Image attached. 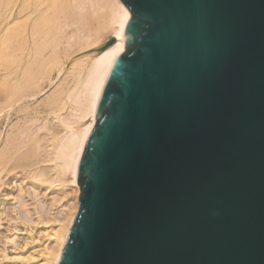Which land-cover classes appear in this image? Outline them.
<instances>
[{
	"label": "water",
	"instance_id": "obj_1",
	"mask_svg": "<svg viewBox=\"0 0 264 264\" xmlns=\"http://www.w3.org/2000/svg\"><path fill=\"white\" fill-rule=\"evenodd\" d=\"M121 1L59 264H264V0Z\"/></svg>",
	"mask_w": 264,
	"mask_h": 264
},
{
	"label": "bare ground",
	"instance_id": "obj_2",
	"mask_svg": "<svg viewBox=\"0 0 264 264\" xmlns=\"http://www.w3.org/2000/svg\"><path fill=\"white\" fill-rule=\"evenodd\" d=\"M132 17L121 0H0V191L14 182L15 177H5L16 170L34 187L59 185L61 193L73 188L71 194L63 191V215H52L41 201L31 210L27 201L13 197L20 209L11 204L12 191L10 198L9 192L0 193V220L11 222L10 227L21 222L27 230L31 211L36 226H52V246L37 258L18 255L23 264H59L62 258L80 208L81 155L97 121L101 89L126 54ZM50 86L54 90L40 99ZM7 198L11 205L2 210ZM16 237L6 236L5 242L15 243ZM1 258L3 264L7 256Z\"/></svg>",
	"mask_w": 264,
	"mask_h": 264
},
{
	"label": "rangeland",
	"instance_id": "obj_3",
	"mask_svg": "<svg viewBox=\"0 0 264 264\" xmlns=\"http://www.w3.org/2000/svg\"><path fill=\"white\" fill-rule=\"evenodd\" d=\"M110 38L111 37L109 36V33H108L107 36H106V39H105V43H107L110 40ZM70 67L71 66L67 67V69H69ZM61 77H63V76H61ZM58 80L59 79H57L56 83L58 82ZM53 90H54L53 86L48 87L47 91H46V94L42 95L40 97V99H42L45 96H47L48 94H50ZM4 175H5V173L2 174V176H4ZM12 177L16 178L14 180V182L11 183L10 186H6L5 187L6 189L2 188L1 191H0V193H2V194H6L7 192L10 193L12 191L11 193L13 195H16V196H13L11 193L9 195V198L12 195V198H11L12 199L11 204L13 202L12 206H14V205L17 206V207L19 205L21 206V203H18L17 201L22 199L24 201H27L28 204L30 205V207L29 206L28 207L31 210H33L35 204L41 201V203H44L46 205V207L50 209V211L52 212V215H56L57 213H60V212H61L60 214L63 215L64 213L67 212L65 210V208H66V200L62 201L63 194H64L63 191L65 193L71 194L72 189H73V188H71L72 186H70L68 188L65 187L64 189H66L67 191L63 189V191L61 193L60 191L62 190L61 189L62 187L59 186V185H54V186H51V187H48V186H44L43 187L42 186L40 188V187H38L39 186V184H38V185H36L37 187L36 186L34 187V185L31 182H28L27 179H24L25 176H24V174L22 173L21 170H16L10 176L5 177V179L8 180V179H10ZM10 180H12V179H10ZM22 187H23V189L25 187L28 190V192L30 190L31 193H33V194H31L30 192H29V195L28 194H21L22 192H21L20 189H22ZM53 187H54V189H53ZM35 191H36V193H35ZM35 195H37L36 198H35ZM28 196L29 197L31 196L30 197L31 199ZM32 196L34 197V199H32ZM6 197H8V196H5V198ZM13 197H16V198L19 197V198L17 199V201H16V198H15V201H14ZM9 198H7V201L5 202L6 205H3L1 207L2 210H4L5 207H7L8 205H11V204H7V203H10V202H8ZM14 203H16V204H14ZM20 206L18 208H20V209L23 208L22 206L21 207ZM3 213H4V211H3ZM31 213L33 214V217L31 216L32 220H31V222L29 221L30 222L29 224H31L30 226H33V227H31V229L33 228V230L29 229V227H30L29 225H26V226H28V229L26 230V227H25V225L23 223L16 222L14 224V222H13L12 224H14L16 226V228L18 227L17 228L18 230L16 229L17 231H14L15 230V226L11 225L12 227H10V225H9L11 222L8 223L7 220H2V219L0 220V262L1 263H2V258H1L2 255H6L7 258L4 259L5 261H3V264H23L20 260H17L16 257L18 255H21V256H23L25 258L26 257H30V256L31 257L33 256V257L37 258V257H39L42 254L41 251L44 248H46V247L49 248V247L52 246L53 240L51 239V234H50L51 229H52L51 228L52 227L51 224H48V226H46V224H47L46 223L45 225L43 224V225L36 226L37 225L36 222H38L37 216L33 213V211H31ZM6 214L7 213H4V215H6ZM45 222H47V221H45ZM13 228H14V230H13ZM9 229H11V230H9ZM55 229H56V227H55ZM6 236H11V238L12 237L15 238L17 236L16 239H15L17 241H15V243L14 242L6 243L5 242V240H6L5 237Z\"/></svg>",
	"mask_w": 264,
	"mask_h": 264
}]
</instances>
